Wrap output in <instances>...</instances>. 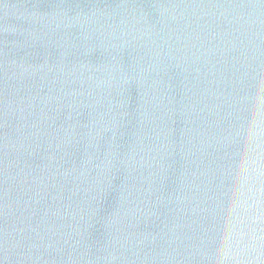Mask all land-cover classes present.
Masks as SVG:
<instances>
[{
	"label": "water",
	"instance_id": "water-1",
	"mask_svg": "<svg viewBox=\"0 0 264 264\" xmlns=\"http://www.w3.org/2000/svg\"><path fill=\"white\" fill-rule=\"evenodd\" d=\"M0 264H264V0H0Z\"/></svg>",
	"mask_w": 264,
	"mask_h": 264
}]
</instances>
